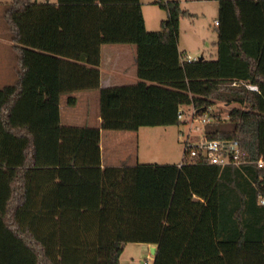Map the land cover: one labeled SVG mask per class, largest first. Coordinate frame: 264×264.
Segmentation results:
<instances>
[{"label": "trees", "instance_id": "1", "mask_svg": "<svg viewBox=\"0 0 264 264\" xmlns=\"http://www.w3.org/2000/svg\"><path fill=\"white\" fill-rule=\"evenodd\" d=\"M217 58L183 61L180 0L149 31L141 0H12L6 19L21 70L0 87V167H16L1 219L37 264H120L129 243L153 264H264V0H218ZM135 44L134 84L102 88L101 47ZM249 85L257 86V90ZM100 92L101 127L64 126L60 104ZM217 102L236 104L223 119ZM209 112V139L236 140L251 161L106 167L101 207L60 209L58 168L102 164L101 131L177 126Z\"/></svg>", "mask_w": 264, "mask_h": 264}, {"label": "rangeland", "instance_id": "2", "mask_svg": "<svg viewBox=\"0 0 264 264\" xmlns=\"http://www.w3.org/2000/svg\"><path fill=\"white\" fill-rule=\"evenodd\" d=\"M39 2H56L57 0H38ZM169 1V0H164ZM183 10L191 15L180 20L179 48L192 56H204L207 59L217 58L216 32L219 17V2L217 0H180ZM12 0H0V87L15 83L21 63L20 52L12 40V29L6 19V9ZM158 0H141L146 28L149 31H158L163 28L168 13L158 3ZM126 48L115 57L121 65H125L127 73L117 78L116 84H132L139 80L137 64L135 62L137 47L135 44H120ZM133 50V51H132ZM87 91L78 92V111H88L95 120L96 112L100 110L99 92L91 93V99H85ZM67 96L62 97L63 113L70 110L66 103ZM236 104L226 105L217 102L214 107L223 119L228 118L229 111ZM72 111V110H71ZM194 109L185 107L186 121L177 126L142 127L139 131H114L104 136V153L109 159L116 162H131L137 164H179L186 150V142L196 140L204 135V124L201 117L194 118ZM111 134V135H110ZM144 243H129L121 256V264H144L148 260L150 249Z\"/></svg>", "mask_w": 264, "mask_h": 264}, {"label": "crops", "instance_id": "3", "mask_svg": "<svg viewBox=\"0 0 264 264\" xmlns=\"http://www.w3.org/2000/svg\"><path fill=\"white\" fill-rule=\"evenodd\" d=\"M118 45L120 44H104L101 47L100 71H101L102 88L120 86V84L115 83L116 79L124 77L127 73L126 66L121 65L120 61L117 59V57H115L117 54H120L122 50L126 48H123V46H118ZM181 53L183 56L187 54L186 52H181ZM135 58H136L135 62L137 64V50H136ZM12 84L14 83L7 85H12ZM123 85H129V84H123ZM85 91H87L86 92L87 95L85 99L86 98L91 99V97H93L91 96V93L94 92H90V91H94V90H85ZM95 91L99 92L98 90ZM77 93L73 94L77 99L76 104L70 105L71 108L69 111H66L65 116L63 113V104H62L63 102L61 99V104H60L61 124L64 126L101 127L102 117L100 114V110L96 112L95 120L92 119V116L89 114L88 111L85 110H83V112L78 111L77 107L79 105V98L76 96ZM114 131L117 130L101 131V152H102L101 165L58 168L57 185H58V205L60 209H65V208H75L81 210L100 209L101 199H102L101 185H102L104 169L106 167L137 165V163H131L127 161L116 162L113 161L112 159L108 160V158L105 156L104 143H103L104 136L106 133H112ZM183 160L184 157L182 161ZM182 161L179 164H181ZM15 171H16V167L14 166L0 167V264H37L36 256L33 253V251L28 246H26L22 240L14 236L11 232H8L1 219V214L4 211L7 199L11 194V187L9 185V181H11V179L14 177ZM147 246L151 251L149 255L150 257L151 255H153L152 254L153 246H157V245L148 244ZM120 264H121V260H120Z\"/></svg>", "mask_w": 264, "mask_h": 264}, {"label": "built area", "instance_id": "4", "mask_svg": "<svg viewBox=\"0 0 264 264\" xmlns=\"http://www.w3.org/2000/svg\"><path fill=\"white\" fill-rule=\"evenodd\" d=\"M218 24V21H217ZM199 57L192 56L190 54H186L183 56V61L186 62H193L198 60ZM250 89L257 90V86L249 85ZM194 109V108H193ZM193 116L194 118H198L199 115H197L196 110L194 109ZM179 119H186L185 117V108H181L179 110ZM201 122L203 124L209 123L212 121L211 115L208 113H205L204 115L200 116ZM186 158L189 160H193L195 157H197L199 154L203 155L210 163L214 165H218L220 167H225L228 165H235L238 167H241L243 164H249L251 161L247 157V152L244 151L238 141L231 140V139H209L206 134L201 138H198L196 140H189L186 142ZM183 164V161L180 165ZM257 164L259 166H264V158H260L257 161ZM264 179V177H261ZM261 204L264 205V196L260 198ZM154 255H151L150 258L152 261L154 260ZM144 264H149V261H144Z\"/></svg>", "mask_w": 264, "mask_h": 264}, {"label": "water", "instance_id": "5", "mask_svg": "<svg viewBox=\"0 0 264 264\" xmlns=\"http://www.w3.org/2000/svg\"><path fill=\"white\" fill-rule=\"evenodd\" d=\"M199 59H200V60L204 59V56H203V55L200 56ZM156 251H157V246H153V248H152V254H153L154 256H155V254H156Z\"/></svg>", "mask_w": 264, "mask_h": 264}]
</instances>
